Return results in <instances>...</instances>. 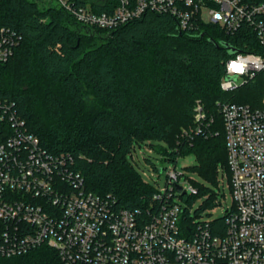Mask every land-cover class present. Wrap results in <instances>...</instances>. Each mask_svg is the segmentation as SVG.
<instances>
[{
    "label": "trees",
    "instance_id": "16d2710c",
    "mask_svg": "<svg viewBox=\"0 0 264 264\" xmlns=\"http://www.w3.org/2000/svg\"><path fill=\"white\" fill-rule=\"evenodd\" d=\"M0 26L20 37L11 58L0 63V100L15 104L48 151L74 158L87 191L112 195L132 210L170 204L172 198L153 199L158 189L136 169L134 153L143 146L169 154L174 166L193 155L196 163L187 169L212 185L219 184L221 168L230 180L219 102L261 107L264 72L230 93L222 91L221 81L234 55L230 48L261 49L253 32L230 35L215 24L182 30L174 16L155 12L99 29L77 22L55 0H0ZM191 184L198 189L192 196L205 197L197 215L219 204V194L206 184ZM188 210L185 232L194 223ZM226 218L202 222L221 235ZM0 264L66 263L43 245L0 256Z\"/></svg>",
    "mask_w": 264,
    "mask_h": 264
},
{
    "label": "built area",
    "instance_id": "2783aa9c",
    "mask_svg": "<svg viewBox=\"0 0 264 264\" xmlns=\"http://www.w3.org/2000/svg\"><path fill=\"white\" fill-rule=\"evenodd\" d=\"M55 2L77 22L99 29L112 30L155 12L174 16L182 30L200 24L218 25L230 35L249 30L261 49L230 57L221 89L233 92L264 72V0ZM19 39L0 26V63L11 58ZM262 103L219 102L234 203L226 211L225 232L216 235L203 220H194L190 232L183 229L188 208L183 197L197 195L198 189L181 184L184 174L177 166L153 196L155 201L172 198L170 204L121 207L112 195L87 191L74 158L48 151L15 104L0 100V256L46 245L66 264H264V97ZM197 112V120L204 119L201 105Z\"/></svg>",
    "mask_w": 264,
    "mask_h": 264
},
{
    "label": "rangeland",
    "instance_id": "374dc122",
    "mask_svg": "<svg viewBox=\"0 0 264 264\" xmlns=\"http://www.w3.org/2000/svg\"><path fill=\"white\" fill-rule=\"evenodd\" d=\"M147 158H149L151 162H148L146 160ZM195 163L196 160L193 155L179 158L177 162V169L180 172L184 173L180 180L181 184L184 187H186L188 183H191L192 181L206 184L207 187L219 194V204L212 209H207L201 214L199 213V215H197L196 210L201 206V204L205 200V197L191 196L188 198V200H186L187 197L185 196V199L182 200V204L188 207L190 215L194 218V220H214L223 217L226 214L227 208L233 206L234 203L228 179L224 171L221 168L218 176L219 184L215 186L208 182H205L202 178L199 177V175L187 169L188 167L195 165ZM134 164L138 172L144 178V181L151 186L156 187L157 189L163 188L166 185L168 171L174 166V163L169 160V154L167 155L156 151H151L148 147L145 146H143L142 148H137L136 152L134 153ZM154 166L156 167V169L154 168ZM161 168H163L162 173L160 172Z\"/></svg>",
    "mask_w": 264,
    "mask_h": 264
},
{
    "label": "water",
    "instance_id": "95a60500",
    "mask_svg": "<svg viewBox=\"0 0 264 264\" xmlns=\"http://www.w3.org/2000/svg\"><path fill=\"white\" fill-rule=\"evenodd\" d=\"M230 50H231L232 54H236V53L239 52V51H238L237 49H235V48H230ZM160 172H161V173L163 172V168L160 169Z\"/></svg>",
    "mask_w": 264,
    "mask_h": 264
}]
</instances>
